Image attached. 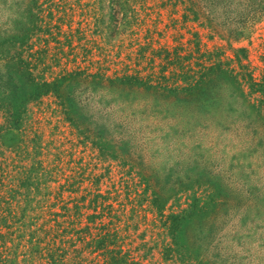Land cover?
Returning a JSON list of instances; mask_svg holds the SVG:
<instances>
[{"label": "rangeland", "instance_id": "374dc122", "mask_svg": "<svg viewBox=\"0 0 264 264\" xmlns=\"http://www.w3.org/2000/svg\"><path fill=\"white\" fill-rule=\"evenodd\" d=\"M165 2L0 0V49L21 52L47 81L79 67L150 73L157 83L163 59L151 61L153 51L181 45L194 54L198 41L240 79L264 84V13L230 36L233 10L205 8L188 20L183 5ZM122 8L130 23L117 27ZM4 82L0 72V97L10 102ZM244 90L253 108L217 80L206 96L218 102L204 113L181 98L79 89L73 118L48 93L14 119L0 101V173L10 183L0 197L11 208L0 209V254L13 259L16 250L15 264H54L51 253L56 264H109L111 251L131 264H264V94Z\"/></svg>", "mask_w": 264, "mask_h": 264}, {"label": "trees", "instance_id": "16d2710c", "mask_svg": "<svg viewBox=\"0 0 264 264\" xmlns=\"http://www.w3.org/2000/svg\"><path fill=\"white\" fill-rule=\"evenodd\" d=\"M117 2L119 3V1ZM166 3H169L170 6L178 5V3L183 5V17L188 20L204 18L205 8L207 16L216 6L230 13L233 10L235 20H233L234 28L229 34L230 36H237V33H240L238 35L243 34L264 13V0H168ZM120 11H122V20L121 24L117 23V27L130 23L127 8H122L118 12L120 13ZM171 13L174 12L169 14ZM165 33L163 32V35ZM194 47L195 55L192 54L193 51L185 54L181 45H176L171 49L167 46H160L153 51L151 61H154L155 57L163 59L161 69L158 70L156 75H158L159 80L168 81V78H171L173 85L168 86L158 81V79L155 83L150 73L140 75L137 72L135 74L124 73L122 75L105 76L102 72L93 73L79 67L67 70L55 79L47 81L45 78L33 74L32 62L27 60L21 52L16 50L11 52L10 48L5 46L0 49V72L5 77L3 87H9V90L6 91L8 98L12 101L9 102L7 99L0 97V101L3 103L1 107L14 119H21V114L26 110L27 103L40 100L41 96L51 93L56 99L55 103L62 108L70 119V117L76 116L74 105L70 101L72 98L70 94L80 89L81 91H107V94H112L115 98H121V100L134 98L137 94L141 97L144 96L145 100L167 101L168 99L181 98L182 100L178 105H184L185 108H189V111L197 108L196 111L204 113L209 112L213 107L215 108L218 102L212 97L208 98L206 94L210 93L215 87L217 80L226 78L231 88H233L236 99L243 106L253 108L254 105L244 90V84L250 86L252 93L262 91L263 94L264 84L254 81L249 73L243 74L240 79L241 72L235 73L234 68L230 67V63L218 58V52L202 50L198 41L195 42ZM170 69V75H167L165 71ZM21 79L23 80L22 83ZM178 80L183 82L180 83ZM160 108L166 107L161 104ZM175 108L181 111L183 107L177 106ZM145 109L152 111L151 104L147 103ZM20 181L22 184H26L25 179ZM0 184H10L8 174L4 171L0 173ZM0 198V209L7 216L9 212L11 213L9 202H7L5 196ZM1 203L4 205H1ZM6 216H2V219L5 220ZM98 243L99 248H105V237H100ZM176 246L175 251L178 257L185 259L186 254L182 250L184 241L179 238ZM103 253L105 254V250ZM111 253L109 264H131L126 253L122 257L120 253L117 254L118 252L111 251ZM17 256L16 250L13 252V259L0 254V264H15ZM53 257L54 255L51 253L50 259L54 260V264L57 261L61 262ZM61 258L62 255L59 259Z\"/></svg>", "mask_w": 264, "mask_h": 264}]
</instances>
